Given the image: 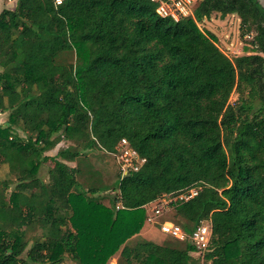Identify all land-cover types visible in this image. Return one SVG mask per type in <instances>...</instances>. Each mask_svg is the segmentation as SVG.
I'll return each mask as SVG.
<instances>
[{
    "label": "trees",
    "instance_id": "trees-1",
    "mask_svg": "<svg viewBox=\"0 0 264 264\" xmlns=\"http://www.w3.org/2000/svg\"><path fill=\"white\" fill-rule=\"evenodd\" d=\"M212 12L236 13L257 52L231 59L212 33L158 16L149 0H16L0 11V264H192L188 239L127 240L145 205L194 185L170 205L187 233L210 220L205 260L264 264V8L197 1L198 21ZM121 138L145 163L123 176L117 167L109 188L82 187L87 153Z\"/></svg>",
    "mask_w": 264,
    "mask_h": 264
},
{
    "label": "rangeland",
    "instance_id": "rangeland-1",
    "mask_svg": "<svg viewBox=\"0 0 264 264\" xmlns=\"http://www.w3.org/2000/svg\"><path fill=\"white\" fill-rule=\"evenodd\" d=\"M16 0H0V11L3 8H14ZM200 30L207 32L209 31L214 35L215 45L223 51L228 57L233 59L237 55L256 53L257 51L249 42L252 38L251 32H245L241 35L240 19L236 13H229L225 17H221L219 13L212 12L208 19H203L199 22ZM246 93V91H245ZM237 91L231 93L229 97V103H237ZM235 101V102H234ZM240 101V100H239ZM257 100H255V107H257ZM7 118V112H0V122L5 121ZM66 143L61 142L55 148L48 151L46 154L52 156L56 153L59 146L65 145ZM69 164L73 165L74 162ZM82 174L78 177V182L82 187L87 188L89 185L94 183L102 182L105 185L111 187L112 183L116 178L117 163L111 155L99 149L91 150L87 153V159L82 160ZM53 165V161L48 158L43 162L39 168L38 176L42 179L47 178L48 169ZM4 175V169L0 167V176ZM13 186V185H12ZM11 188V187H10ZM110 189L99 191L97 194H109ZM10 191V190H9ZM9 193V192H8ZM28 195L26 193L20 194L19 201L24 203ZM147 209V208H146ZM147 212V211H146ZM167 220L172 221L179 226L183 223V218L174 214L171 205L167 209H164L157 217H152V220L146 218V222L143 228L134 236L127 240V243L132 245L138 241H153L159 244H176L179 243L177 238L172 237L169 234L163 233L160 230V221ZM38 227H31L28 229V234H38ZM204 254L198 256L196 253H192L193 263L192 264H209L204 258ZM106 264H117L116 258H110Z\"/></svg>",
    "mask_w": 264,
    "mask_h": 264
},
{
    "label": "built area",
    "instance_id": "built-area-1",
    "mask_svg": "<svg viewBox=\"0 0 264 264\" xmlns=\"http://www.w3.org/2000/svg\"><path fill=\"white\" fill-rule=\"evenodd\" d=\"M64 0H52L54 6L60 5ZM155 7V12L158 16L168 18L173 21H178L183 18H191L199 27V22L194 15V8L198 0H149ZM205 19V18H204ZM202 21V20H201ZM215 43V42H214ZM109 154L117 163L121 176L129 171H137L145 163L146 158L140 155L128 142L126 138H121L115 146V149ZM200 185H194L174 196H164L160 199L145 205L146 218L152 220V217H157L164 209H167L172 201L189 200L198 194L201 190ZM160 230L163 233L169 234L174 238L189 242L195 247L194 253L198 256L203 255L207 250L211 235L210 220H201L197 227L191 232H185L181 226L172 222L163 220L160 221Z\"/></svg>",
    "mask_w": 264,
    "mask_h": 264
},
{
    "label": "water",
    "instance_id": "water-1",
    "mask_svg": "<svg viewBox=\"0 0 264 264\" xmlns=\"http://www.w3.org/2000/svg\"><path fill=\"white\" fill-rule=\"evenodd\" d=\"M257 2L262 8H264V0H257Z\"/></svg>",
    "mask_w": 264,
    "mask_h": 264
},
{
    "label": "flooded vegetation",
    "instance_id": "flooded-vegetation-1",
    "mask_svg": "<svg viewBox=\"0 0 264 264\" xmlns=\"http://www.w3.org/2000/svg\"><path fill=\"white\" fill-rule=\"evenodd\" d=\"M264 78V77H263Z\"/></svg>",
    "mask_w": 264,
    "mask_h": 264
}]
</instances>
